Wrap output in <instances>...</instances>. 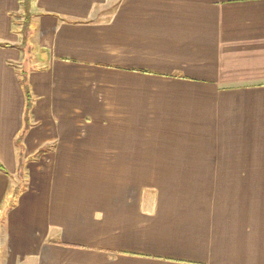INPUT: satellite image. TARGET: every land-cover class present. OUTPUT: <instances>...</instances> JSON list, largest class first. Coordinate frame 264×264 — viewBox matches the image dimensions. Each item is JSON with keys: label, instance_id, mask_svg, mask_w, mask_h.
Returning <instances> with one entry per match:
<instances>
[{"label": "crops", "instance_id": "obj_1", "mask_svg": "<svg viewBox=\"0 0 264 264\" xmlns=\"http://www.w3.org/2000/svg\"><path fill=\"white\" fill-rule=\"evenodd\" d=\"M22 2L0 0V264H264V0H28L25 40Z\"/></svg>", "mask_w": 264, "mask_h": 264}, {"label": "trees", "instance_id": "obj_2", "mask_svg": "<svg viewBox=\"0 0 264 264\" xmlns=\"http://www.w3.org/2000/svg\"><path fill=\"white\" fill-rule=\"evenodd\" d=\"M28 4H29L28 0H23L22 5H23L24 15L15 16V22H16V19L18 20V22L15 23V26L20 27L19 31L21 35H23L24 40L26 39V35H27L28 20H30V17H31L30 9L27 6ZM18 75H19V81H20V84H21V87L24 93V97H25V109H24V115H23L24 127L22 128L19 136L17 137L15 145L17 146L19 154L20 153L22 154V151H23L22 138H23L25 131L31 126L30 119H31V108H32V103H33V97H32V93H31V90L28 84L26 69L19 70ZM46 150L47 149L45 148H41L38 152H36L34 156L37 157L41 155L42 153H44ZM0 171L5 172L1 165H0ZM19 180L21 181L20 175H19ZM20 184L21 183H18L16 187L14 188V192L12 194L13 199L16 198V196L22 189V185Z\"/></svg>", "mask_w": 264, "mask_h": 264}, {"label": "rangeland", "instance_id": "obj_3", "mask_svg": "<svg viewBox=\"0 0 264 264\" xmlns=\"http://www.w3.org/2000/svg\"><path fill=\"white\" fill-rule=\"evenodd\" d=\"M34 46V45H33ZM35 47V46H34ZM31 61H30V69H38L39 64H38V53L37 50L31 49ZM20 181V180H19Z\"/></svg>", "mask_w": 264, "mask_h": 264}]
</instances>
